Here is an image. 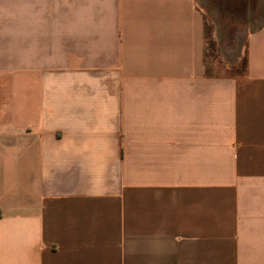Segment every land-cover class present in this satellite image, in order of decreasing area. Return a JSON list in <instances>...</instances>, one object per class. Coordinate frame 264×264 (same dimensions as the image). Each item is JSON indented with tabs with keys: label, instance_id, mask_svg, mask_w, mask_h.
Here are the masks:
<instances>
[{
	"label": "crops",
	"instance_id": "1",
	"mask_svg": "<svg viewBox=\"0 0 264 264\" xmlns=\"http://www.w3.org/2000/svg\"><path fill=\"white\" fill-rule=\"evenodd\" d=\"M0 264H264V0H0Z\"/></svg>",
	"mask_w": 264,
	"mask_h": 264
}]
</instances>
